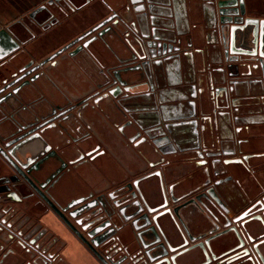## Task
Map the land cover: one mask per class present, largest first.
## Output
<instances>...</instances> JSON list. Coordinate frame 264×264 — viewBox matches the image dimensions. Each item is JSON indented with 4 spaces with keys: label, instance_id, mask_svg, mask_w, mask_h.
Returning a JSON list of instances; mask_svg holds the SVG:
<instances>
[{
    "label": "flooded vegetation",
    "instance_id": "flooded-vegetation-1",
    "mask_svg": "<svg viewBox=\"0 0 264 264\" xmlns=\"http://www.w3.org/2000/svg\"><path fill=\"white\" fill-rule=\"evenodd\" d=\"M166 1L142 0L144 9L139 12L135 8L138 9L140 4H131L127 0L128 4L121 12L107 10L103 15L96 2L99 9L94 10L95 19L78 34L64 37L61 42L55 40L56 36L50 43L46 42L49 37L46 32L58 26L60 19L64 28L69 29L72 23L70 14L89 5L90 0H81V5H76L74 0H51L30 11L21 3L20 16L9 24L0 25V30L4 29L18 44L16 50L0 59V150L5 154L0 153V197L11 201L0 203V264L8 261L12 264H72L68 259L75 255L83 258L80 259L83 264H112L109 260H120L116 258L121 253L118 256L114 254L120 244L137 250L139 244L133 227L143 226L147 221L153 226V220L160 227L167 245L174 250L168 256L187 251L183 258H177L178 261H188L194 252L192 247L199 243L207 252L205 241L208 243L214 237L219 238L209 245L218 258L209 264H224L232 260L231 264H237L242 260L239 252L248 249L252 253L257 241L243 237L236 223L225 225L228 213L236 218L264 197V152L242 154L232 137L223 141L218 137L205 143L200 134L206 126L222 132L226 118L233 123L254 119L255 124L261 116L259 120L264 124V106L259 104L262 99H257L260 96L254 94L251 99L245 95L239 98L238 95V99L231 101L232 96L227 105L220 97L216 98L212 90L228 86L227 80L224 84L205 81L201 88L191 87L189 97L195 98L186 103L187 113H182L181 106L173 108L176 114L166 118L163 130L162 114L166 107L156 99L147 106H139L138 95L132 93L148 86V92L140 96L154 94L152 70L143 72L140 66L143 61L137 57L127 61L120 57L117 65L107 66L100 62L98 65L92 52L93 43L107 45L109 38L120 44L119 47L115 45L117 53L122 47L135 45L133 39L127 38L129 29L136 27L135 20L145 23L148 28L138 36L140 41L136 46L145 43L152 33L157 37L153 22L162 18L157 10L165 8L168 5ZM238 1H206L207 5H213L214 19L217 15L221 27L229 26L231 29V26H236L230 30L232 33L239 31L238 27L243 22L227 24L229 17L226 11L238 9ZM220 2H224L222 7H218ZM233 2H236V7ZM242 5L244 19L258 23L264 21L247 16L243 2ZM50 8H58L59 11L55 14ZM45 10L46 19H37V15ZM131 11L136 17L131 18ZM122 18L125 24L121 23ZM122 27L124 30H120ZM248 28L253 29L254 49L251 54L255 57L262 52L257 50L259 37L261 42L264 38V26L261 36L253 25H247L243 31ZM121 36L124 42H121ZM145 36L148 39L143 38ZM159 40L170 46L171 53L167 56L173 57L176 48L168 39ZM160 59L155 57L153 60ZM241 64L254 69L251 77L242 80H254L257 68L263 65L257 58L253 64ZM243 70L247 71L246 68ZM115 88L119 94L115 102L103 100L102 96ZM192 101H195L193 106L190 105ZM192 107L195 115L198 112V118L189 117ZM114 114L117 124L129 125L123 139L114 127ZM53 118L48 125L34 131H42L40 135L46 143L45 150L37 142L21 148L24 155L19 159L26 167L20 171L8 154L15 147L14 140ZM19 124L26 128L17 132ZM121 150L127 157L121 154ZM210 152L217 154L214 159L237 163H219L214 165V169L209 168L206 177L209 183L196 191L202 179L196 181L193 177L210 165H200L203 161L210 162V158L204 157ZM252 160L255 161L254 166H251ZM242 167L259 178L257 189L261 187L255 195H243L232 186L233 183L239 184L237 177L241 175ZM213 172L216 175L212 176ZM162 187L165 190L172 187L175 203L169 202L164 209L147 212L145 206L152 209L160 204L157 199L161 197ZM201 194L206 197L196 201L195 198ZM68 205L69 212H77L76 221H79L77 224L70 220L72 227L64 224L53 211V208H67ZM165 209L170 213L157 216ZM142 216L144 218L140 219ZM232 227H235L236 236L224 234ZM89 233L94 235L88 238ZM102 235L105 236L100 238ZM158 236L164 244L162 237ZM131 239L137 241L136 245ZM92 249L102 258L94 255ZM199 259L200 262L197 261ZM201 262L204 263L201 254L196 253L189 264Z\"/></svg>",
    "mask_w": 264,
    "mask_h": 264
},
{
    "label": "crops",
    "instance_id": "crops-1",
    "mask_svg": "<svg viewBox=\"0 0 264 264\" xmlns=\"http://www.w3.org/2000/svg\"><path fill=\"white\" fill-rule=\"evenodd\" d=\"M0 0V25L9 24L16 16H20L19 4H25L27 10H34L41 4L50 3L51 0ZM206 1L209 0H167L165 8L157 10L162 18L155 19L153 26L156 27V36L162 40H169L175 48L179 49V52L173 53V57L168 61H165L160 66H152L150 69L153 73L151 79L154 86V94L150 97H141L140 95L148 92V86L140 87L138 90H134L132 93L138 95L136 100L139 102V106H147L152 103L153 100H157L166 109L162 114V118H171L176 113L173 112V108L177 106L183 107L182 113L185 114L188 111L186 103L191 98V87L201 88L204 86V82H210L209 77H215V71L219 67L225 69L226 74L238 72H244V70H237L233 66L241 65V63L253 64L257 60L263 65L257 68V73H260L264 69V38L261 42L259 37L258 56L253 57L251 50L254 49V35L253 29L245 31H230L229 26L221 27L218 16L214 19L213 5H207ZM6 3L7 6H3L1 3ZM83 2V1H82ZM81 0H74L76 5L82 4ZM98 2L101 9V14H105L107 10L109 12H121L123 6L127 5V0H90L89 5H85L81 10L71 13V21L69 29L64 28L62 19L58 22V26L49 29L45 35L49 36L45 41L50 43L52 38L57 39L58 42L64 40V37L68 38L78 34L83 28L88 26V23L93 21L94 10L96 8L95 3ZM246 15L249 17L264 19V0H242ZM58 7V6H55ZM18 9V12L17 10ZM51 9V8H50ZM51 9L55 14L59 11L58 8ZM131 18L136 17V14L131 11ZM47 10L37 15V19H46ZM130 20V19H129ZM136 21V20H135ZM136 27H131L129 31L128 39L132 40L135 45L122 47L117 53L116 46L119 47V43H113L109 40L108 44L93 43L92 52L95 59L101 64L111 66L112 64H118V60L123 58L126 61L130 58L136 59L135 48L140 41L139 37L142 35L146 24L143 22H135ZM127 23L130 25L131 22ZM124 30V28H120ZM148 30V28H147ZM134 32V33H133ZM261 36V35H260ZM123 37L121 36V40ZM167 40V41H168ZM123 39L121 42H124ZM127 41V40H126ZM262 46V49H261ZM178 57H177V56ZM121 57V58H120ZM228 57V58H226ZM226 59H231L228 61ZM94 63V62H93ZM83 65V64H82ZM93 67V71H95ZM232 66L229 70L226 67ZM99 69V66H98ZM225 74V75H226ZM83 75L84 72H83ZM151 76V75H150ZM212 78V79H213ZM239 77H232L226 80H235ZM242 79V78H241ZM215 82V81H214ZM213 82V84H214ZM148 85V82H147ZM239 88V87H238ZM254 93L246 94L248 98L252 99ZM243 95L240 94L239 98ZM238 99V98H237ZM195 102V101H194ZM175 113V114H174ZM198 113V112H197ZM196 113V117L198 115ZM207 113V112H206ZM258 115V114H257ZM259 117V116H258ZM261 117V116H260ZM259 117V118H260ZM254 118V115L252 116ZM255 121L254 119L249 122L233 123L227 118L223 121V131L220 129H210L206 126L205 130L201 132L200 139L202 138L205 143H210L216 138H220L222 141L225 138L232 137L237 142V148L242 154H254V152H264V128L261 122L263 120ZM251 166L255 165V161L252 160ZM257 175H252L247 172L245 168H241V175L237 177L239 184L233 183L234 189H239L243 195L256 194L257 189ZM75 255V253H74ZM76 256V255H75ZM69 257V261L72 264H83L81 261L83 258L77 255L76 257ZM78 257V258H77ZM81 259V260H80ZM12 261H8L7 264H12Z\"/></svg>",
    "mask_w": 264,
    "mask_h": 264
},
{
    "label": "water",
    "instance_id": "water-1",
    "mask_svg": "<svg viewBox=\"0 0 264 264\" xmlns=\"http://www.w3.org/2000/svg\"><path fill=\"white\" fill-rule=\"evenodd\" d=\"M130 2H131V4H140L139 8L138 9L135 8V10H138L139 12H141V10L144 9L141 7L142 0H130ZM222 3L224 4V2H220L218 4V7H222V5H223ZM233 3H235V7H236V2H233ZM238 4H239L238 9H233V11H226V14L229 17L227 19L226 23L227 24L232 23L233 25H236L237 23L239 24V22H243V25L238 27L239 31H243V29L247 25H253V26H255V32H257L259 30V35H260L261 31H262V27L264 26V21H260L258 23L256 20L244 19L243 18L244 10H243V5H242L241 0L238 1ZM230 12H232V13H230ZM123 22H124V20L122 18L121 23L125 24V22L124 23ZM235 27L236 26H233V27L231 26L230 30L232 31ZM143 38L148 39V36H145ZM141 43L142 44L140 46H137L134 50H135L137 59L140 61H143L140 65L141 68H143V72L147 71V69H150L151 66H160L161 64H163L165 61H168L172 57V56H167V54L171 53L170 46H166L167 45L166 42L160 41L159 38H157L153 35V33L151 34V38H149L145 43H143V42H141ZM166 47H168L167 51L165 50ZM259 47H260V45H259ZM17 48H18V44H16L12 40L10 35L4 29H1L0 30V59H3L5 56L9 55L10 53H12ZM175 51H178V49L176 48ZM155 57H161V59L155 61V60H153ZM226 58H228V57H226ZM226 60L232 61L231 59H226ZM233 67L236 68L237 70L239 69L242 71L244 68H246L247 71H245V72H241V71L238 72L237 71L236 74H233V73L226 74L225 69L219 68L218 70L215 71L216 75L214 78L211 76L209 77L211 84L214 81H215L214 83L219 82L220 84H224V83H226V79H230L232 77H239L238 79H235V80L234 79L233 80L232 79L227 80L228 86H222L221 88L212 89L215 97L216 98L220 97L221 98L220 100L221 101L224 100L228 105V99H230L232 96L233 97H232L231 101L234 99H237L238 95H240V94L246 95L249 93H254V94H258L260 96L257 99L261 98L262 102H259V104L264 106V69L260 73L254 74V77H255L254 80H247V79L242 80L241 78L248 77V76L251 77L252 71L254 69L251 68L252 70H250V69H248L249 66H245L244 64H241V65L238 64V66H233ZM230 68H232V66L226 67V70H229ZM116 92H118V88H115L114 90L109 91L104 96H102L103 100L115 102V99H117V97L119 95ZM191 98L193 100L195 97L192 96ZM190 105L193 106L194 102L192 101L190 103ZM116 110H118V112H121L119 107H116ZM192 111L193 112L191 113V115L189 117L194 118L196 115H195V112H194L195 110L193 109V107H192ZM113 116H114V120H115V122H114L115 126L114 127L117 130V132L121 135V138L123 139L125 137L124 131L126 132L129 125L127 123L122 124V122H120V124H117V121H118L117 117L115 116V114ZM54 119L55 118H53L52 120H50L48 122H44V123L36 126L33 129H30V131H32V132L37 131L41 127L48 125V123L52 122ZM245 121L249 122L250 119L247 118V119H245ZM162 122L164 123V125H161V129L165 130L166 119L163 118ZM25 128L26 127L24 125L19 124L17 132L23 131ZM163 130H162V132H163ZM32 132H27L25 134L19 135L16 138V140H14V142L16 141L15 147L12 150L8 151V154L10 156H12V159L14 160L13 162L16 164L14 166L17 167V169H19L20 171H21V169H24L26 167L25 163H22L19 159V157H22L24 155V150H21L22 147H24L28 144H32L34 142H37L42 146V148L44 150L46 148V146H45L46 143L44 142V140L41 138V135H40L42 131L37 132V133H35V132L32 133ZM128 142H130V141L128 140ZM121 151H122L121 154L123 156L126 155V157H127L126 152L124 150H121ZM0 153L5 156V154L1 150H0ZM137 155H138V152H137ZM216 155L217 154H214L213 152H210L209 154L204 155V157L210 158L211 160L209 163H207V161H203V162H201L200 165H206V164H210V165L203 168L201 170L202 173L196 174V176L193 177V179L196 181H199L202 179V181L199 182V184H197L196 191H199L201 189V185H205L206 183L207 184L209 183L206 179L207 175L209 174V168L214 169L215 168L214 165L219 164V163H221L222 165L237 163L234 161H226V160L220 161L219 158L214 159V157H216ZM199 156L202 157L203 155L201 154ZM242 159L245 160L246 157H243ZM131 160H132V158H131ZM25 161H26V159H25ZM28 161L29 160H27V162ZM241 161L242 160H240L239 162H241ZM34 170L36 171L37 169L34 168ZM201 174H203V175H201ZM214 175H216L215 172L212 173V176H214ZM150 176H152V175H149L148 177H150ZM161 189H162L161 194H160L161 197H159V199H157L160 202V204H158V206H155L152 209L149 208L148 206H145V209L147 210V212L152 213V212L158 211L160 209H164L168 206L169 202L175 203L176 199H174L172 197V187H169L168 190H165L163 187ZM137 192H139V191H137ZM202 197H206V196L201 194L200 196H197L195 198V200L199 201L200 198H202ZM180 199L181 198H179L178 201ZM149 200L151 201L152 197ZM9 202H11V201L6 200V197H0V203L1 204H7ZM69 208H70V206L68 205L67 208L66 207L60 208V209H54L53 208V211L55 212L56 216H58V218L64 224H67L69 227H72L70 220L76 221V218H77L76 213L77 212H74V211L69 212ZM139 211H140V209L138 210V212ZM169 213H170V210L165 209L162 212L158 213L157 216H161V215L169 214ZM227 216L228 217L226 219V225H225L226 227L229 226L231 222H234L239 227L240 231L243 233V237H245L249 241H254V242L257 241L256 243H254V246L252 247V249H253L252 253L248 249H244L243 251L239 252L240 259H242V260L237 264H264V197L258 199L256 202H254L253 205H251L247 210H245L238 217L232 218L231 213H228ZM143 218H144V216H142L140 219H143ZM153 219H155V218H153ZM230 219H232V220L230 221ZM153 222H154L153 226H151L150 222L147 221L143 226L133 227L134 231L136 232V234H135L136 240L138 241V244H139V246L136 247L137 250H131L128 248V246H123L122 244H120L119 248L114 250V254L117 256L121 253L120 256L118 258H116V259H120V260H118L117 262H113L114 259L109 260V261L112 262V264H189V261H192V259L195 258L196 253H197L198 255L201 254V257L204 260V263L201 262L199 264H209L211 261H215L218 258V256H216L215 253L211 250V247L209 244H210V242L215 243V240H217V238H219V237L210 238L208 243H206V241H205V245L208 248L207 252L205 251V248L202 246L201 243L193 246L192 249L194 250V252L188 257V261H186V262H184L183 259H180V261H178L177 258H183L184 255H186L185 252H187V251H185L183 253L180 252L174 256H168L174 250L172 248H170V246L167 245V243L165 241L166 239L163 237V235L160 231V227L155 222V220H153ZM76 223L78 224L79 221H76ZM234 229H235V227H232V228L226 230V233H224V234H227V235L232 234V235L236 236ZM252 231H254V232H252ZM94 233L87 234L88 238H91L94 235ZM250 233L253 234L254 239L252 238ZM158 234L162 237L164 244L160 242V239L158 238L159 237ZM104 236L105 235H102L100 238H103ZM151 237H152V239H151ZM136 240L131 239L130 241L133 242V244H135L137 242ZM241 246H243V242H242V244L240 243V247ZM214 249H215V247H214ZM91 251L94 253V255H97L98 257L102 258L96 252V250L92 249ZM249 254H253L254 256L250 257ZM110 257L111 256L109 255V259H110ZM197 261L200 262L201 260L199 259ZM232 261H228L224 264H231ZM193 262L197 263L196 261H193ZM216 264H221V263L219 262Z\"/></svg>",
    "mask_w": 264,
    "mask_h": 264
},
{
    "label": "rangeland",
    "instance_id": "rangeland-1",
    "mask_svg": "<svg viewBox=\"0 0 264 264\" xmlns=\"http://www.w3.org/2000/svg\"><path fill=\"white\" fill-rule=\"evenodd\" d=\"M14 1H15V0H14ZM20 1H21V0H20ZM22 1H23V0H22ZM27 1H28V0H27ZM7 2H9V1L6 0V3H7ZM23 2L25 3L26 1H23ZM31 2H32V0H31ZM6 3L4 2V3H1V4H2L3 6H7ZM0 12H2V11H0ZM2 13H3V12H2ZM0 20H1V19H0ZM0 22H1V21H0ZM52 39H53V38H52ZM261 126L264 128V124L261 125Z\"/></svg>",
    "mask_w": 264,
    "mask_h": 264
},
{
    "label": "bare ground",
    "instance_id": "bare-ground-1",
    "mask_svg": "<svg viewBox=\"0 0 264 264\" xmlns=\"http://www.w3.org/2000/svg\"><path fill=\"white\" fill-rule=\"evenodd\" d=\"M202 230H204V229H202ZM202 230H201V231H202Z\"/></svg>",
    "mask_w": 264,
    "mask_h": 264
}]
</instances>
